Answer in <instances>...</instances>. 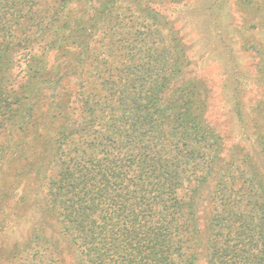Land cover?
Returning a JSON list of instances; mask_svg holds the SVG:
<instances>
[{"label": "trees", "instance_id": "obj_1", "mask_svg": "<svg viewBox=\"0 0 264 264\" xmlns=\"http://www.w3.org/2000/svg\"><path fill=\"white\" fill-rule=\"evenodd\" d=\"M155 1L0 0V175L34 182L7 264H264V131L224 158Z\"/></svg>", "mask_w": 264, "mask_h": 264}, {"label": "rangeland", "instance_id": "obj_2", "mask_svg": "<svg viewBox=\"0 0 264 264\" xmlns=\"http://www.w3.org/2000/svg\"><path fill=\"white\" fill-rule=\"evenodd\" d=\"M155 2L179 30L194 74L208 88L207 116L224 141V158L238 156L244 149L261 164L257 140L264 131V79L260 74L264 65V7L245 8L239 0ZM13 151L6 159L8 168L4 166L0 175V194L10 190L0 201L4 208V214L0 213V264H7L5 250L28 239L31 233V222L13 225L21 206L17 193L33 192L34 183L30 173L21 176L11 168L17 164ZM39 187L43 195L45 187Z\"/></svg>", "mask_w": 264, "mask_h": 264}]
</instances>
